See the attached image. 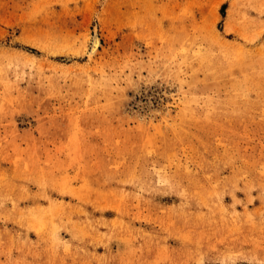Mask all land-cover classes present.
<instances>
[{
  "label": "rangeland",
  "instance_id": "1",
  "mask_svg": "<svg viewBox=\"0 0 264 264\" xmlns=\"http://www.w3.org/2000/svg\"><path fill=\"white\" fill-rule=\"evenodd\" d=\"M0 264H264V0H0Z\"/></svg>",
  "mask_w": 264,
  "mask_h": 264
},
{
  "label": "bare ground",
  "instance_id": "2",
  "mask_svg": "<svg viewBox=\"0 0 264 264\" xmlns=\"http://www.w3.org/2000/svg\"><path fill=\"white\" fill-rule=\"evenodd\" d=\"M95 32H96V29H95ZM102 45V42H101V38L98 34V32H96L93 37H92V41H91V54H96L98 52V50L100 49Z\"/></svg>",
  "mask_w": 264,
  "mask_h": 264
}]
</instances>
